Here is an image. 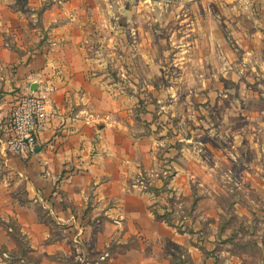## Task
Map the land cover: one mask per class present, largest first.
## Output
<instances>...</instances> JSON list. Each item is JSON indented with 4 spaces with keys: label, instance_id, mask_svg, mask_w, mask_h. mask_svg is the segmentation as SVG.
Returning a JSON list of instances; mask_svg holds the SVG:
<instances>
[{
    "label": "rangeland",
    "instance_id": "obj_1",
    "mask_svg": "<svg viewBox=\"0 0 264 264\" xmlns=\"http://www.w3.org/2000/svg\"><path fill=\"white\" fill-rule=\"evenodd\" d=\"M76 2L127 107L130 182L177 238L129 247L264 264V26L237 0Z\"/></svg>",
    "mask_w": 264,
    "mask_h": 264
},
{
    "label": "crops",
    "instance_id": "obj_2",
    "mask_svg": "<svg viewBox=\"0 0 264 264\" xmlns=\"http://www.w3.org/2000/svg\"><path fill=\"white\" fill-rule=\"evenodd\" d=\"M237 1L264 26V0ZM86 13L76 0H0V264H160L129 244L177 242L130 182L127 107L109 87ZM47 83L56 119L33 154L16 155L11 110Z\"/></svg>",
    "mask_w": 264,
    "mask_h": 264
},
{
    "label": "built area",
    "instance_id": "obj_3",
    "mask_svg": "<svg viewBox=\"0 0 264 264\" xmlns=\"http://www.w3.org/2000/svg\"><path fill=\"white\" fill-rule=\"evenodd\" d=\"M55 91V86L47 83L16 100L7 123L8 151L20 156L35 152L40 136L56 119L52 103Z\"/></svg>",
    "mask_w": 264,
    "mask_h": 264
},
{
    "label": "water",
    "instance_id": "obj_4",
    "mask_svg": "<svg viewBox=\"0 0 264 264\" xmlns=\"http://www.w3.org/2000/svg\"><path fill=\"white\" fill-rule=\"evenodd\" d=\"M32 91H33V92H36V91H37V85H34V86L32 87Z\"/></svg>",
    "mask_w": 264,
    "mask_h": 264
},
{
    "label": "trees",
    "instance_id": "obj_5",
    "mask_svg": "<svg viewBox=\"0 0 264 264\" xmlns=\"http://www.w3.org/2000/svg\"><path fill=\"white\" fill-rule=\"evenodd\" d=\"M158 218H161V219H163V218H165V217H163V216H159V215H157V214H155Z\"/></svg>",
    "mask_w": 264,
    "mask_h": 264
}]
</instances>
